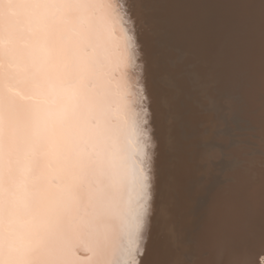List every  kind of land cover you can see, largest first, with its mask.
<instances>
[{"label": "snow or ice", "instance_id": "snow-or-ice-1", "mask_svg": "<svg viewBox=\"0 0 264 264\" xmlns=\"http://www.w3.org/2000/svg\"><path fill=\"white\" fill-rule=\"evenodd\" d=\"M157 7L0 0V264H146L156 129L140 37ZM259 207L264 222V179ZM255 209L252 194L230 202L221 235L243 238ZM220 254L264 264V243Z\"/></svg>", "mask_w": 264, "mask_h": 264}, {"label": "bare ground", "instance_id": "bare-ground-1", "mask_svg": "<svg viewBox=\"0 0 264 264\" xmlns=\"http://www.w3.org/2000/svg\"><path fill=\"white\" fill-rule=\"evenodd\" d=\"M198 1L155 0L160 7L147 13L150 18L140 37L146 60L148 92L154 102L156 129L155 149H149V152L154 151V179L146 264H227L228 255L220 254L222 246L238 250L244 245L259 251L264 243V232L256 231L264 228L259 207L264 173L257 174L255 170L256 173L252 174L249 164L241 172L237 165L241 156L248 160L244 146L249 142L258 149L255 151L257 155L264 156V0H204L203 9ZM180 51L182 54L179 56ZM187 55L200 57L202 68L198 79L207 81V114L218 116L220 122H217L222 124L217 128L218 132L213 130L220 143L207 146V152L211 153L205 151L212 159L219 158L216 163L203 167L214 169V175L213 170L205 169L210 175L202 170L206 176L202 180L207 181V189L206 184L197 181L192 182V188L188 187L187 181L192 179L189 178L192 177L189 169L192 168L188 169L187 164L192 163L187 162L185 155L189 151H185V145L181 143V137L184 140L186 137L176 124L167 125L165 121V113H171L173 105L163 98L167 92L160 76L164 75L174 89L182 84L183 95L180 96L184 99L186 81L192 84L198 80L195 77L198 74L186 75L182 71V58ZM181 107L183 110V104ZM193 129L196 127H192V132ZM208 139H205L206 143ZM203 157L205 161L208 156ZM257 175L255 182L253 177ZM256 183L257 186L250 187ZM249 194L255 196L256 209L247 233L243 238L222 236L220 223L225 207ZM185 210L189 214H183ZM188 217L191 218L190 225L182 224ZM256 224L261 226L255 228Z\"/></svg>", "mask_w": 264, "mask_h": 264}, {"label": "rangeland", "instance_id": "rangeland-1", "mask_svg": "<svg viewBox=\"0 0 264 264\" xmlns=\"http://www.w3.org/2000/svg\"><path fill=\"white\" fill-rule=\"evenodd\" d=\"M204 0H199L198 2H199V6H201V9H203L204 7H203V4H202V2H203ZM226 2H227V0H226ZM171 14H173V11H172V9H169L168 10ZM165 12H167V11H165ZM188 12V10H186V13ZM178 20V19H177ZM176 22V21H175ZM188 28H190L189 26H188ZM179 54V56L182 54L181 53V51L178 53ZM194 57V58H193ZM195 57H197V58H195ZM193 61H194V63H193ZM199 61H200V57L198 56V55H192V56H189V55H187V56H185V57H183L182 58V62H181V66H182V71H183V73H185L186 75L189 73H191V74H193V75H196V74H198L197 76H195L197 79L200 77L199 75V72H200V69L202 68V65H200L199 64ZM189 63V64H188ZM198 64V65H197ZM204 67V66H203ZM206 77V76H205ZM160 79H161V81L163 82V85H164V89H165V92H167L166 93V96L165 97H163L164 99L166 98L167 100L166 101H168V103L170 104H172L173 105V107H172V109H171V113L170 112H168L167 113V111H166V113H165V121H166V124L167 125H170L171 123L172 124H176L177 125V127H179L178 129L180 130V128H181V134L183 133V135H185V137L189 140H187L186 138H185V140H184V137H181V139H183L182 140V144H183V146H184V148L186 149L185 151H189L188 153H186V158L188 159V163L190 162V163H192V164H187L188 165V169H189V167H191L192 169H189V170H192L191 171V173L189 174V175H191L192 174V177L191 176H189V178H192L190 181L188 180L187 181V185H188V187L190 186L191 188H192V186H193V181L196 183V181H197V183H199V182H202V183H204V184H206V189H207V181H203L202 180V178H204V174L205 173H207V174H211V173H209L210 171L212 172V170H213V175H214V169H213V167L211 168V170H208V168L205 166V168H203L204 167V165L205 164H209V165H211L213 162L214 163H216L217 162V160H219V158L217 159H212V157L211 156H209V154L207 155V153H211V152H207L208 151V149H207V146L209 145V144H219L220 143V141H219V139L217 140V138H218V136H216V134H214V132L216 133V131L218 132V130H217V128H221L222 126V124L220 123H218L217 122V120L220 122V119L218 118V116H215V115H208L207 113H209L208 112V106H209V99H208V95H206L207 94V86H206V83H207V81H203L202 79H198L197 81H195V82H193L192 84H190V82H189V80H187L186 81V83H185V98L183 99V97L182 96H180V94L181 95H183V85L182 84H180V85H176V88L174 89L173 88V86L174 85H172L171 83H169L168 81H167V79L165 78V76L164 75H162V76H160ZM188 79V78H187ZM210 82V81H209ZM182 85V86H181ZM177 86H179V87H181L180 89H179V87H177ZM178 90H179V92H178ZM192 90V91H191ZM172 96V97H171ZM180 97V98H182V99H180V98H177V97ZM180 99V100H179ZM178 100V101H177ZM183 103H182V102ZM184 102H185V104H184ZM207 102V103H206ZM180 103V104H179ZM182 104H183V110H182ZM187 104H188V107H187ZM208 104V106H206ZM179 105V106H178ZM184 106H186V112H185V107ZM191 106H193V107H191ZM175 107H176V110H175ZM189 107H191V110H190V108ZM182 110V111H178V110ZM182 115V116H180V115ZM206 114V115H205ZM168 116V117H167ZM184 116H187V117H184ZM183 117H184V120H183ZM209 117V118H208ZM211 117V118H210ZM180 118V119H179ZM213 118V122L212 121H210L211 119ZM220 125L219 127H218V124L217 123H215V121ZM207 121V122H206ZM210 121V122H209ZM181 122H183V124L181 123ZM185 122V123H184ZM178 123V124H177ZM207 123V124H206ZM215 123V125H213ZM246 123V122H245ZM192 126H191V125ZM182 125V126H181ZM194 125V126H193ZM207 125V126H206ZM181 126V127H180ZM186 126V127H185ZM205 126V127H204ZM208 126H209V129H208ZM246 126V125H245ZM192 127L193 128H195L196 127V129H193V132H192ZM206 127H207V129H206ZM211 127V128H210ZM216 127V128H215ZM191 128V129H190ZM198 128V129H197ZM246 128H249V126H246ZM191 130V131H190ZM196 130H198V134H195L197 131ZM213 130H215L214 132H213ZM190 131V132H189ZM209 131V132H208ZM212 131V132H211ZM215 136V137H213V135L211 134V133ZM192 133H193V135H192ZM203 133H204V136H203ZM210 134V135H209ZM182 135V136H183ZM200 135V136H199ZM209 135V136H208ZM211 136V137H210ZM191 137V138H190ZM197 137H200L199 139L197 138ZM208 139V141H207V143H206V140L204 139ZM211 139V140H210ZM213 139V140H212ZM214 139H215V141H214ZM197 141L198 143H196L195 141ZM217 140V141H216ZM188 142V143H187ZM200 142V143H199ZM201 142H202V144H201ZM205 142V143H204ZM213 142V143H212ZM215 142V143H214ZM188 145H187V144ZM246 143H248V141L246 142ZM250 144L249 145H245L244 146V148H245V153L246 154H244V155H246L247 157H248V161H249V159H250V161H249V165H250V169H251V171L253 170V172H252V174H254V173H256V171H257V174L258 173H264V159H263V155H257L256 153H255V151H258V149L255 147V146H252V143L251 142H249ZM187 147V148H186ZM201 147V148H200ZM205 147H206V150H205ZM195 148L196 149H198L199 150V148H200V150L198 151V150H196V151H194L195 150ZM201 149H204V150H202V152H201ZM248 150V151H247ZM191 151V152H190ZM207 153H206V152ZM196 152V153H195ZM194 153V154H193ZM200 153H202L201 155H205V156H208V157H206L205 158V161H207L206 163H205V161H204V155L203 156H201L200 155ZM189 154V155H188ZM195 154H196V157L197 158H195ZM199 154V155H198ZM251 156H252V158H251ZM262 156V157H261ZM194 157V158H193ZM200 157V158H199ZM203 157V158H202ZM250 157V158H249ZM258 157H260V158H258V160H257V158ZM208 158V159H207ZM210 158L212 159V160H210ZM256 158V159H255ZM194 159H196L195 161H193ZM199 159V160H198ZM202 159V160H201ZM253 159V160H252ZM261 159H262V163L260 162L261 161ZM256 160V161H255ZM197 161V162H196ZM200 161H202V162H200ZM203 161H204V163H203ZM255 161V162H254ZM195 162V163H194ZM260 162V163H259ZM199 163H201L202 165H199ZM252 163L254 164L253 166H252ZM256 164V165H255ZM262 164V165H261ZM196 168V170L193 168ZM202 167V169H201V167ZM208 166V165H207ZM255 166V167H254ZM261 166V167H260ZM251 167H254V168H251ZM258 168H261V170L260 169H258ZM187 169V172H189V170ZM198 169H201V171L200 170H198ZM205 169H207V171H209V172H207ZM204 172H203V171ZM256 170V171H255ZM194 174H193V173ZM204 174H203V173ZM200 173V174H199ZM201 173H202V176H201ZM206 174V175H207ZM198 177V178H197ZM206 177V176H205ZM188 178V179H189ZM194 179V180H193ZM255 179H257L258 180V175L256 176V177H253V181L255 180ZM257 180H255V182L257 181ZM190 182V183H189ZM258 185V183H256V185L255 184H251L250 185V187L251 188H254L255 186H257ZM188 190H190L189 188H188ZM247 190H249V189H247ZM198 195V194H197ZM199 196V195H198ZM186 211V210H185ZM185 211H183L182 213L184 214V213H186V214H189L187 211L185 212ZM181 213V212H180ZM183 218V217H182ZM189 218V217H188ZM190 220V221H189ZM187 221H188V223H187ZM189 222H191V218H189V219H185L184 220V222L182 221V224H184V225H190V223ZM258 226H261V224H256L255 225V228H257ZM256 231H257V233L258 232H264V228H257L256 229ZM255 231V232H256Z\"/></svg>", "mask_w": 264, "mask_h": 264}]
</instances>
